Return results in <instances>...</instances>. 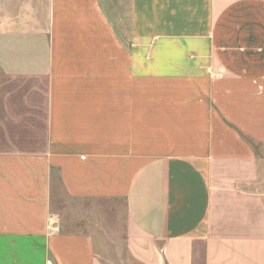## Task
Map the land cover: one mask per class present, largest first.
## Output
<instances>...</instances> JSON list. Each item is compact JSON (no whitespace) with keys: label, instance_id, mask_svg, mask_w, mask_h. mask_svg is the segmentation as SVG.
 Here are the masks:
<instances>
[{"label":"crops","instance_id":"obj_1","mask_svg":"<svg viewBox=\"0 0 264 264\" xmlns=\"http://www.w3.org/2000/svg\"><path fill=\"white\" fill-rule=\"evenodd\" d=\"M58 1L0 29V264H264V0Z\"/></svg>","mask_w":264,"mask_h":264},{"label":"rangeland","instance_id":"obj_2","mask_svg":"<svg viewBox=\"0 0 264 264\" xmlns=\"http://www.w3.org/2000/svg\"><path fill=\"white\" fill-rule=\"evenodd\" d=\"M53 1L57 4L58 0H0V29L8 26L46 28L49 27L50 12L53 9ZM147 117L145 116V121ZM151 131L149 125L145 124V142L151 143ZM145 151L154 152L151 144L144 146ZM250 190L259 194L264 201V161L257 163V176L249 184ZM56 191L58 189L56 188ZM115 253V251H114ZM117 256L105 257L107 264H124L122 247Z\"/></svg>","mask_w":264,"mask_h":264}]
</instances>
